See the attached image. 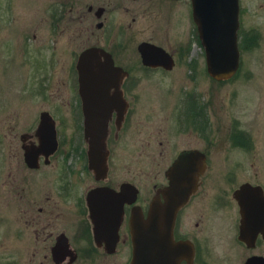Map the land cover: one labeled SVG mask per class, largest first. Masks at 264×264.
Instances as JSON below:
<instances>
[{"label": "flooded vegetation", "instance_id": "1", "mask_svg": "<svg viewBox=\"0 0 264 264\" xmlns=\"http://www.w3.org/2000/svg\"><path fill=\"white\" fill-rule=\"evenodd\" d=\"M61 1L62 7L55 6L51 14L49 13L53 32L59 36L74 27L73 30L77 31L81 44V49L74 51L66 73L69 82L70 78L73 79V89L67 91L65 97L55 90L48 93L41 108H38L36 103V107L30 109L35 111L29 121L30 126L24 127L18 136L15 134V141L9 142L7 154L2 147L3 144L6 145L8 138L7 103L5 97L0 99V218L5 224L3 233L6 238L12 233L11 240L17 264H130L132 241L129 218L134 205L140 206L146 217L153 197L159 194L163 200L160 190L169 183V167L180 154L192 149L201 151L197 164L199 165V159H203L205 167L200 170L196 192L190 195L177 211L174 238L193 244L195 254L192 264H210L202 261V251L204 254L210 253V246L223 240L226 235L223 233L228 232L229 227L226 228L222 223H229L230 217L233 219L230 232L234 233L237 239L241 216L238 203L233 197L234 191L242 187L241 197L250 214H253L259 205L264 207V152L253 148L254 141L250 132L239 126L235 135L226 138L227 143L241 150L237 153L240 160L238 164L242 159L251 160L244 161L243 168L239 169L243 177H239L241 180L230 191L224 185L215 183L210 174L215 158L211 152L215 144V117L214 111L211 110L213 105L210 99L200 101L196 91L186 89L185 80L193 77L192 70L195 69L189 46L183 48L178 42H169L167 28H164L163 43L153 39V36L146 39L163 47L172 55L173 62L167 68L144 64L140 55L127 54V46L119 47L118 42H115L118 36L113 35L114 32L125 31L129 34L130 28L132 30L133 25L139 21L138 18L152 17L150 21L155 20L153 24L160 26V17L164 16V10H176L179 14L180 9H177L174 3L181 0H72V3L71 0ZM167 2L174 7L168 8ZM75 13H79L78 25L72 23ZM5 16L6 8L0 7V18L6 19ZM151 29L152 32L162 33V30L156 29L155 26ZM54 41L58 42V39L54 38ZM51 47L55 48V43ZM91 47L101 48L109 54H99L95 60L99 63L98 69L106 71L102 83L104 97L101 102L108 110L105 115L108 128V169L101 178H96L87 166L85 112L82 97L78 92L75 68L79 53ZM115 66L121 67L126 74L122 73L120 76L119 72L113 69ZM139 69L143 71L139 72ZM107 71H111V75ZM150 74L163 77L161 80L166 81L165 88L159 90L158 97L144 91L139 94L135 89L137 80L134 82V79H140L142 75L149 77ZM6 76L3 67L0 68V96L6 91ZM179 82L181 86L177 88L178 97L175 103H171L169 96L174 87H169L172 83H177L176 87ZM158 85L163 86L164 83L159 82ZM35 94L37 92L33 89L32 96ZM119 94L123 97L122 101L113 98ZM55 95L61 98L57 102H54ZM156 99L159 102L163 100L164 104L154 103ZM150 105L159 110H153ZM100 106L101 104L97 105ZM140 107H144L145 112V108L155 112L146 113L142 122L147 128L144 146L148 149L146 154L151 159L150 171L148 169L149 172H144L151 174L150 186L147 183V195L142 198L138 187L136 201L124 203L119 213L118 192L124 183L134 182L128 176L120 179L112 157V145L121 141L125 133H131L133 128L129 129L132 123L140 122L134 121L135 113ZM182 138L185 139L184 143L181 142ZM237 170L235 168L233 172ZM212 175L218 180L222 179ZM226 177L229 182L237 179L231 171ZM99 188L107 189L96 194L100 202V218L96 224L92 219L88 199L92 191ZM258 222L260 225H257ZM253 227L255 233L251 231L250 235L255 238L254 244L248 246L246 242L237 241L242 247L241 250H244L243 262L252 255L264 256V253L260 252L264 244L263 222L257 221ZM5 249L8 248L5 246ZM180 264L189 263L183 259Z\"/></svg>", "mask_w": 264, "mask_h": 264}, {"label": "rangeland", "instance_id": "2", "mask_svg": "<svg viewBox=\"0 0 264 264\" xmlns=\"http://www.w3.org/2000/svg\"><path fill=\"white\" fill-rule=\"evenodd\" d=\"M59 1L0 0V7L6 8V19L0 18L2 27L0 29V68L3 67V71L7 73L6 91L0 96V99L5 97L7 103L6 137L8 138L6 145H2L6 154L9 151L7 148L9 142L15 141V134L18 136L24 127L30 126L29 121L35 112L34 109H30L35 108L36 103L38 108H41L48 93H53L55 90L65 97V93L73 89V79L70 78L69 82L66 73L69 61L74 57V51L78 52L81 49V44L80 38L77 37V31L73 30L74 27L59 36L53 32L49 13L53 7H60ZM76 1L79 2V0ZM187 1L189 2V0ZM185 2L186 0H182L174 3L177 9H180L179 14L176 13V10H164L165 19L164 16L160 17L162 20L160 26L153 24L155 20L150 21L152 17L149 19L148 17L138 18L139 21L133 25L132 30L130 28L129 34L125 31L124 33L114 32L113 35L118 36L115 42H118L119 47L127 46V54L131 56L138 55L136 45L141 40L153 36V39L163 43L162 40H165L164 28H167L169 42H178L177 44L183 48L189 46V54L192 55V65L195 66V69L192 70L194 71L193 77L185 80L187 84V88H185L187 91H196V94L198 93L200 96V101L211 100L210 103L213 105L211 110L214 111L215 117V144L211 148V152L215 158L211 167L213 171L210 174L215 183L224 185L230 191L241 180L239 177H243L239 169L243 168L244 161L249 162L251 159H242V162L238 164L240 160L237 153L241 150L233 145L230 146L226 138L235 135L239 126H243L251 134L255 145L254 147L252 144L253 148L264 152V0H241V4L244 6L240 55L242 63L239 73L231 80L226 81H213L205 74L204 52L199 41L191 33L194 23L191 21L188 5ZM167 7L171 8L174 5L167 2ZM75 14H73L74 21L72 23L78 25L80 24L79 13ZM179 19L182 22L179 23ZM173 21L174 23L170 25ZM152 25L156 29L162 30V33L152 32L151 28H154ZM54 38H57L58 42H53ZM53 43L56 45L55 48L51 47ZM138 71L142 72L143 70L139 69ZM150 78L153 80H149ZM162 78L156 77L155 74H150L149 77L142 75L140 79L136 77L134 79V82L137 80L135 89L139 94L144 91L151 96L158 97L159 90L165 88L166 81L161 80ZM159 82L164 85H158ZM179 83L176 87L177 83H172L169 87H174L169 96L171 103L172 101L176 102L177 88L181 86V82ZM33 89L37 94L32 96ZM58 99L61 98L55 95L54 102H57ZM154 103L164 104L163 100L159 102L158 99ZM143 104L144 102L141 106ZM164 106L167 107L166 104ZM150 108L159 110L152 105ZM145 110L147 112L144 111V107L139 108L135 113L134 121L140 122L132 123L129 129L133 128L131 133H125L121 141L112 145V157H114L120 179L125 176L132 178V181L140 187L141 198L147 195V183L149 184V176H151V174L144 173L150 171L151 159L146 154L148 149L144 146L147 128L142 122L145 120L146 113H155L149 108H145ZM230 129L231 132H229ZM181 142L184 143L185 139L182 138ZM14 162L13 159L12 163ZM233 168L238 170L233 172ZM230 171L239 180L235 179L234 182H229L226 174ZM212 174L220 176L222 179L218 180ZM206 189L208 190L207 186ZM230 220L229 223L228 221L222 223L226 228L229 227L228 232L223 233H226L223 240L219 244L213 243L209 248L210 253L204 254L202 251L201 258L205 263H243L242 251L244 252V250H241L242 247L235 242L234 233L230 232L233 219L230 217ZM4 225L0 218V264H13L16 263V255L12 246L13 240H11L13 236L12 233H9L6 238L3 233ZM216 225L219 226L220 223ZM215 229L217 231V227ZM5 246L8 249H5ZM261 248L260 252L264 253V244Z\"/></svg>", "mask_w": 264, "mask_h": 264}, {"label": "water", "instance_id": "3", "mask_svg": "<svg viewBox=\"0 0 264 264\" xmlns=\"http://www.w3.org/2000/svg\"><path fill=\"white\" fill-rule=\"evenodd\" d=\"M237 1L192 0L193 18L198 24L199 37L205 49L207 70L211 76L218 80L232 76L238 67ZM138 50L145 64L167 65L170 63V61L165 60V56L168 54L162 48L151 43H140ZM100 51L97 48L83 51L79 56L77 66L80 93L83 98H86V104L87 102L89 105L93 104L91 109L88 108L87 111L85 109L87 113L85 136L88 143V167L95 176H99L102 171L106 170L108 154L106 147L107 128L99 124V118L103 121L106 112L102 106L97 107L98 103H102L101 99L104 97L102 78L94 74L96 71L95 58L101 54ZM116 69L121 70L120 68ZM113 98L120 100V94L114 95ZM114 101L119 103L117 100ZM198 153L199 151L190 150L181 154L174 161L167 171L169 185L161 190L163 201H160L159 195L153 198L147 218H144L140 209L132 213L130 219L133 244L131 264H179L180 260L184 258L188 261L190 259L191 262L192 248L186 242L174 240L173 225L177 210L195 192L199 183L200 170L204 168V165L202 159H200L199 165L197 164L198 158L201 157ZM127 190L128 184H124L121 191L118 192L120 195L119 209H121L124 201H132L136 196V189L132 192L134 195L131 194V190L127 193ZM239 192L240 190H237L234 194L241 204ZM112 199L115 200L116 198ZM90 201H92L94 210L99 208L95 193ZM261 207L259 205L254 212L256 216L263 210ZM242 214L243 222H245L244 212ZM260 215L253 219L254 223L257 222L255 220L262 221ZM247 219H250L248 215ZM262 222L264 227V220ZM257 225L260 223L258 222ZM244 239L248 244H252L254 236L251 235L249 239L244 237ZM244 264H264V256H251Z\"/></svg>", "mask_w": 264, "mask_h": 264}]
</instances>
